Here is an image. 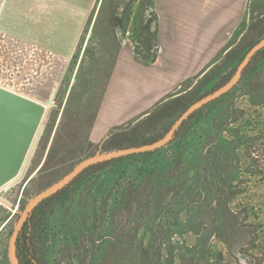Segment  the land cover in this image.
<instances>
[{
    "label": "rangeland",
    "instance_id": "obj_1",
    "mask_svg": "<svg viewBox=\"0 0 264 264\" xmlns=\"http://www.w3.org/2000/svg\"><path fill=\"white\" fill-rule=\"evenodd\" d=\"M142 1L133 22L142 10L152 19L151 0L141 9ZM49 2L0 0V85L47 107L20 177L0 190V264H10V239L27 204L111 146L90 133L117 52L114 11L107 3L96 22L98 4L89 23L95 8ZM133 27L126 38L134 44ZM57 33L75 42L69 56L53 51ZM263 39L210 71L188 108L227 84ZM181 115L144 133L131 121L122 150L159 141ZM45 219L32 231L40 264H264V58L185 136L85 175Z\"/></svg>",
    "mask_w": 264,
    "mask_h": 264
},
{
    "label": "crops",
    "instance_id": "obj_2",
    "mask_svg": "<svg viewBox=\"0 0 264 264\" xmlns=\"http://www.w3.org/2000/svg\"><path fill=\"white\" fill-rule=\"evenodd\" d=\"M48 1L45 6L52 8H95L99 0ZM154 8L160 24L157 61H136L126 38L97 109L90 139L110 144L108 152L122 150L119 142L128 135L123 127L131 121L138 124L136 133H144L187 111L196 85L210 71L231 65L247 43L264 37V0H154ZM74 44L57 33L52 49L69 56Z\"/></svg>",
    "mask_w": 264,
    "mask_h": 264
},
{
    "label": "water",
    "instance_id": "obj_3",
    "mask_svg": "<svg viewBox=\"0 0 264 264\" xmlns=\"http://www.w3.org/2000/svg\"><path fill=\"white\" fill-rule=\"evenodd\" d=\"M263 48L264 39L247 54L234 76L226 85L208 97L193 104L159 141L141 147L106 152L86 159L77 165L73 171L63 179L34 197L25 207L10 239L8 248L9 263L20 264L17 257V241L19 234L30 214L43 201L57 194L85 169L92 165L127 155L154 151L166 146L172 140L175 132L180 128L182 123L195 111L233 89L242 78L243 71L252 57ZM46 112L47 107L43 103L0 86V190L20 177ZM92 247L93 244L90 242L89 258L92 256Z\"/></svg>",
    "mask_w": 264,
    "mask_h": 264
},
{
    "label": "trees",
    "instance_id": "obj_4",
    "mask_svg": "<svg viewBox=\"0 0 264 264\" xmlns=\"http://www.w3.org/2000/svg\"><path fill=\"white\" fill-rule=\"evenodd\" d=\"M139 0H102L100 3V10L97 16V21L101 15L102 10L106 7L107 3H109L110 8L114 11L111 14V22L109 23L112 29V41L116 44V55L114 59H116L118 53L121 50V47L126 39L127 33L129 32V27L134 25L132 32L134 35V56L136 61L144 65H151L157 61L160 46L158 42V34H159V17L156 13L154 8V0H151V13L152 19H148V17L144 16L146 11L142 10L141 14L134 19V22L131 18V10L135 4H137ZM147 0H143L141 3V9L145 7ZM97 8V6H96ZM96 8L94 9L89 23L92 21L93 16L95 14ZM120 13L126 14L125 21L121 22L120 20ZM151 22L154 24V29L150 27ZM118 30H121L120 37L118 38ZM82 38V37H81ZM264 58V48L260 50L255 56L252 57L247 67L244 69L242 78L240 81L231 89L228 93L222 95L221 97L211 101L210 103L204 105L197 111H195L187 120H185L180 128L175 132L174 137L172 140L164 147L149 151L145 153H138L127 155L119 158H115L109 161H105L102 163H98L95 165L90 166L89 168L85 169L78 177H76L71 183H69L65 188L59 191L57 194L53 195L52 197L43 201L33 212L30 214L28 220L26 221L23 229L21 230L18 241H17V257L20 264H40L38 260L39 256V249H38V240L36 236L38 235V231L36 233H32L36 227H41L46 220L47 214L52 210V207L63 198L64 194L68 189H70L79 179L83 178L85 175L90 173H94L96 171L105 169L109 166L118 165L124 160L131 159L133 157H149L165 147L175 143L181 137L185 136V134L191 130V128L201 119L204 117L206 111L210 109L213 105L221 102L225 98H227L241 83L244 77L251 72L259 63V61ZM226 83V82H225ZM223 83V86L224 84ZM226 85V84H225ZM222 86V87H223ZM221 87V88H222ZM219 90V89H218ZM155 141V140H154ZM155 143V142H154ZM146 145V144H145ZM39 229V228H38ZM28 231H31L30 233ZM32 233V235H31ZM159 264H161L159 262ZM173 264V262H170ZM185 264V263H184Z\"/></svg>",
    "mask_w": 264,
    "mask_h": 264
}]
</instances>
